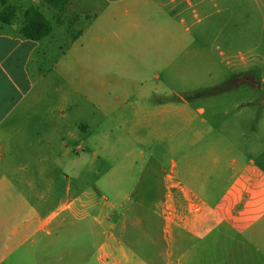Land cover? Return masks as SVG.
<instances>
[{
    "label": "crops",
    "instance_id": "obj_1",
    "mask_svg": "<svg viewBox=\"0 0 264 264\" xmlns=\"http://www.w3.org/2000/svg\"><path fill=\"white\" fill-rule=\"evenodd\" d=\"M169 3L68 0L55 8L44 0H0V130L16 148L17 125L34 127V135L18 148L17 177L0 175V264H91L105 258L118 264L126 256L122 246H155L148 219L144 233L137 219L135 227L144 236L135 239L114 224L107 233L100 214L91 225V188L84 183L102 177L122 198L153 197L155 183L161 186V195L155 196L164 199L158 243L163 261L176 246L178 264H264V107L238 109L231 128L235 136L222 149L201 143L206 129H187L184 104H155L158 93L142 88L132 95L123 81L120 59L135 47L152 46L155 19L159 24L170 18L164 8ZM7 9L13 16L5 21ZM30 9L50 26L39 40L21 35ZM157 33L161 39L166 33L162 24ZM56 77L66 87L62 105L83 113L76 123L69 122L61 105L28 110L43 105L47 96L40 95ZM68 91L81 103L75 104ZM239 117L253 125L251 136L237 133ZM111 126L140 147L125 153L126 162L102 169L101 151L115 150L124 140L110 142ZM167 136L176 140L158 156L149 140L157 143ZM9 149L6 154L12 156ZM139 209L132 206L122 214H140ZM91 234L97 237L98 254L90 253ZM125 260L148 263L154 254L131 251Z\"/></svg>",
    "mask_w": 264,
    "mask_h": 264
},
{
    "label": "rangeland",
    "instance_id": "obj_2",
    "mask_svg": "<svg viewBox=\"0 0 264 264\" xmlns=\"http://www.w3.org/2000/svg\"><path fill=\"white\" fill-rule=\"evenodd\" d=\"M169 1L170 3L164 8L169 11L170 18L167 20L164 17L163 21L160 19L159 24V19H155L157 29L152 46L148 45L145 50L135 47L128 58L120 59L124 66L121 69L123 81L129 82L126 88L132 95H139L142 88L158 93L160 96L158 101L154 102L155 104L162 102L184 104L187 129L193 125L206 129L207 134L202 138L201 143L219 144L224 149L227 139L231 140L235 136L231 128L238 109L241 112L246 110L243 107H250L251 111L256 112L264 107V0ZM161 24L166 31L162 39L157 33ZM161 41L162 46L159 47ZM53 78L52 87L43 90L40 95L47 96V98L43 97V105L38 107L33 105L28 110L45 111L51 108L50 105H56L59 109L61 105L68 115L69 122H78V119H82L83 113L74 110L71 104L62 105L60 95L66 87L58 77ZM227 86L234 88L229 90L226 89ZM57 88L62 92H59ZM68 92L69 96L76 100L75 104L81 103L74 92ZM197 110H202V113L198 114ZM29 117L34 115L30 114ZM238 121L239 136H251L253 125L249 120L239 117ZM20 127L21 134L14 135L15 141L19 142L16 148L4 139V129L0 130V147H3L0 150V175L6 173L13 178L17 177V168L14 163L21 161L18 148L20 146L23 148L27 139L34 135L33 125L22 123L17 125V128ZM111 128L110 142L117 137H122L124 140L117 144L115 150L107 148L101 151L104 155L102 169L114 166L116 161L126 162L128 159L124 157L125 153L130 148L132 150L140 147L131 138L114 130L113 126ZM104 129L108 130V125ZM187 137H191V133L188 132ZM174 140L176 139L172 136H167L157 143H155L156 140L149 141L152 144L151 148L155 149L154 152L162 157L163 150L167 153L168 144ZM188 141L190 140L186 138L187 145H189ZM10 146L12 148L9 149ZM8 149L12 156L6 154ZM190 151L194 152V150ZM8 158H11L10 166L5 164ZM84 184L91 188L89 196L91 225L97 223L98 214H100V219L105 218L107 233L113 232L111 225L114 224L119 230L124 227L127 236L135 239L144 236L146 219H148V227L151 223L155 246H122L120 252L126 256L118 264H178L176 246L170 247V256L166 258L167 260L161 259L163 247L158 243L163 237L161 217L164 215L162 206L164 199L161 196H155L161 195V186H157V182L155 189L151 190L153 197L137 199L116 197V187L108 181L107 177H102L99 181L89 178ZM147 186L145 183V188ZM132 206L137 209L140 207V214L131 212L122 214ZM138 218H141L143 233L138 232L139 228L135 227ZM102 231L103 229L100 230L101 234ZM95 234L90 235L91 254H98L99 244ZM116 248L119 249V247ZM147 250L153 251L152 262L125 260L127 256H130L131 251L140 254ZM98 263L115 264L108 258L100 259Z\"/></svg>",
    "mask_w": 264,
    "mask_h": 264
},
{
    "label": "trees",
    "instance_id": "obj_3",
    "mask_svg": "<svg viewBox=\"0 0 264 264\" xmlns=\"http://www.w3.org/2000/svg\"><path fill=\"white\" fill-rule=\"evenodd\" d=\"M47 4L55 8H63L68 0H44ZM60 3V4H58ZM13 16L12 9L5 11V21L11 19ZM50 32L49 23L45 18L35 9H30L26 12V23L21 29V35L30 40H39ZM234 87L227 86L226 89H233Z\"/></svg>",
    "mask_w": 264,
    "mask_h": 264
}]
</instances>
